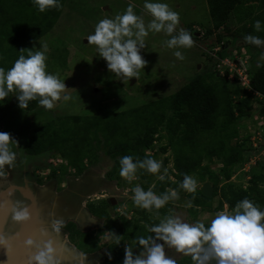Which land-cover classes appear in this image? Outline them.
Listing matches in <instances>:
<instances>
[{
  "label": "trees",
  "instance_id": "16d2710c",
  "mask_svg": "<svg viewBox=\"0 0 264 264\" xmlns=\"http://www.w3.org/2000/svg\"><path fill=\"white\" fill-rule=\"evenodd\" d=\"M252 2L253 0H208L212 30L207 32V36L219 33L213 48V50L222 48L219 56L232 57L230 53L226 54L229 45L224 43L223 33L229 29L232 14L239 12L241 8L252 9L253 6H248ZM246 17L250 22L243 29L248 34L264 39V0L259 13H254L253 8L244 18ZM57 18L53 8L40 12L33 0H0V67L7 71L21 54L27 55V52L21 53V49L33 48L32 50L36 51L35 43L55 27ZM257 20L261 21V31L254 28ZM207 60L210 63L214 62L212 57H208ZM250 77L252 89L264 97V64L251 72ZM232 84L234 83L231 80L219 78L213 71L209 74H199L169 97L118 114L92 117L59 116L35 129L29 141V153L34 156L58 153L69 162L71 168L75 169L76 175H81L86 170V162L92 163L94 159L96 160L99 146L103 145L108 156L118 158L110 176L122 179L119 163L121 157L131 155L140 160L145 158L157 160L156 154L149 156L146 151H154V145L166 139L167 145L161 149V153L165 154L169 149L173 151V169L168 171L164 181L159 180L158 175L150 174L144 169L138 170L135 182L141 184L145 191L152 188L159 195L167 190L176 189L179 195H188L187 203L196 211V207H204L207 205L206 201L212 202L219 194L218 176L211 175L209 178L210 182L214 181L213 198H206L201 191L189 194L179 188V184L185 174L198 175L206 182L209 166H205L204 161L211 163L216 158L223 163L222 175L226 180V186H223L220 192L223 199L220 207L223 208L224 204H227L232 210L239 201L248 198L264 211L262 188L264 168L263 173L251 178L246 189L236 187L232 182L233 170L240 163L248 161V158L245 160L244 154L251 147L243 144L229 145L228 142L237 137V125L241 121L255 116L253 95L241 86L230 87ZM6 101V99L0 101V123L6 116V111L4 112L2 108ZM256 103L261 105L258 113L264 116L263 102L257 98ZM37 104V100L29 101L26 111L34 110ZM162 130L166 134H163ZM162 163L163 168H167L169 159H164ZM163 168L160 174H163ZM171 208L170 202L158 211L153 209L149 212L136 207L135 213L139 218L134 222H128L126 219L115 221L109 219L105 228L109 233L114 232L121 236V242L116 245L115 239L111 236L113 242L106 247V255L100 264H122L125 246L130 241L136 247L133 250L134 254L135 250L142 251L135 241L136 236L153 235L147 231L146 225L152 226L160 222L151 219L149 213L158 212L159 215L166 216L169 215ZM95 210V214L108 219L104 210L97 211V208ZM209 225L205 224L206 227ZM76 232L81 233L78 230L73 231ZM85 249V252L97 253L101 247L96 240ZM177 264H194V261L192 257H187ZM212 264H215V261H212Z\"/></svg>",
  "mask_w": 264,
  "mask_h": 264
},
{
  "label": "rangeland",
  "instance_id": "374dc122",
  "mask_svg": "<svg viewBox=\"0 0 264 264\" xmlns=\"http://www.w3.org/2000/svg\"><path fill=\"white\" fill-rule=\"evenodd\" d=\"M262 1L253 0L248 6H253L254 13H259ZM148 2L166 3L173 11L178 12L180 24L177 27V33L180 28L189 31L195 43L191 48H168L166 41L171 37L163 31L159 33L150 31L145 38L146 47L141 50V55L148 61V64L141 70L138 80L132 78L129 81L110 72L106 61L99 57L96 47L88 44L86 38L94 33L95 26L101 19L114 18L117 14H123L129 4L135 6V13L141 16L147 25L152 17L143 7L145 0H59L61 7L53 8L54 14L58 16L55 27L34 46L35 50H39L41 45H47V71L53 74L58 73L60 79L65 80L66 86L69 88L66 94L71 99L57 102L52 110L43 108L37 100V107L32 111H26L19 107L16 94H9L6 98L7 101L2 105L6 116L0 123V132H8L18 141L19 146H13V151L17 154L16 159L26 162L29 158L35 161V164L41 165L38 168V178H41L43 184L54 180L61 183L68 177L80 176L76 175L75 169L71 168L69 162L58 153H45L39 156L29 153V141L35 129L42 127L49 120L57 119L59 116L114 115L169 97L199 74H209L214 71L219 78L222 77L215 70V60L211 63L207 60L208 57H212L211 52L219 36V33L207 36V32L212 30L208 0H148ZM253 8H241L239 12H234L229 21V29L223 33L224 43L229 45V51L226 54L230 53V56L232 55L230 58H242V60L248 61L250 72L256 71L264 64V59H261V56L264 55V45L258 47L247 43L244 39L249 34L243 28L247 27L250 22L248 17H244ZM176 51L182 53L183 60L174 55ZM231 82L234 83L230 85L232 88L240 86L236 81L231 80ZM252 100L255 103H253L255 116L241 121L237 125V137L232 142H228L229 145L243 144L251 147L244 154L245 160L248 158V161L240 163L233 170L232 182L236 187L242 188H247L251 178L263 173L264 168V116L258 113L259 104L256 103V97L253 96ZM162 132L166 134L164 130ZM207 140L208 138L205 139L206 142ZM101 144H103V140ZM166 145L167 140L164 139L154 145V151L147 150L146 154L149 156L156 154L158 161L168 158L167 169L170 171L174 166V153L171 149L165 154L161 153V149ZM255 145L260 149L254 148ZM258 152L261 155H258ZM117 161L118 158L113 159L108 156L106 149L101 145L98 149L97 159H94L92 163L86 162L87 167L83 173L87 174V171H90V174L95 173L100 177L106 174L105 178L116 184L120 190V192L119 190L111 192V194L118 195L120 201L118 207L120 213L115 214H121L119 215L120 220L126 219L128 222H134L139 217L135 213L137 206L132 199V190L138 182H135L136 179L128 182L124 178L111 177L110 173ZM204 165L209 166V173L205 179L207 183L213 186L214 181L210 182L209 179L212 175L218 176L219 190L226 186V180L222 175L223 163L221 161L215 158L211 163L204 161ZM193 177L197 180L195 191L197 192L199 188H202L204 181L198 175ZM3 180L7 179L3 177ZM63 183L65 185V182ZM138 185L141 186V184ZM219 201V196L212 202L206 201L205 203H210L209 209L211 210L207 209L197 218V221L210 224L217 214L216 207L219 206ZM187 202L188 195H179L178 200L170 201L172 208L169 214L180 216L187 223H195L192 220L195 218L193 216L195 212L190 213L191 209L187 206ZM149 216L153 220H161L164 217L158 212L149 213ZM91 233L94 234L92 238L97 240L101 247V250L94 255L100 264L106 255V247L111 244V240L113 242V239L111 234L103 228L100 231H91ZM70 241L68 240L72 245ZM73 241L78 250L82 249L85 252V248L88 246L86 237H79ZM129 246L133 249L136 248L132 242L129 243ZM165 251L177 262L184 256L167 246H165Z\"/></svg>",
  "mask_w": 264,
  "mask_h": 264
},
{
  "label": "clouds",
  "instance_id": "9594fccd",
  "mask_svg": "<svg viewBox=\"0 0 264 264\" xmlns=\"http://www.w3.org/2000/svg\"><path fill=\"white\" fill-rule=\"evenodd\" d=\"M33 2L40 12L61 7L59 0ZM134 7L129 4L123 14L101 19L96 24L94 33L86 38L88 44L96 47L99 57L106 61L108 70L128 81L132 78L138 80L141 70L148 64L141 55V50L146 47L145 38L150 31H163L171 37L166 41L168 48H191L195 43L189 31L180 28L177 33L180 15L168 4L145 0L143 7L152 17L147 25L144 19L135 13ZM254 28L261 31V21L257 20ZM174 33L176 34L173 35ZM244 39L258 47L264 45V39L257 36L249 34ZM32 49H21L20 52H27V55L21 54L7 71L0 67V101L8 98L10 93H16L21 109L27 108L29 101L38 100L40 106L52 110L57 102L71 99L66 94L69 88L58 73L47 71V45H41L36 51ZM174 55L178 59H184L179 51ZM261 59H264V55ZM13 146L18 147V141L8 132H0V176L5 174V166L14 165L17 154L13 151ZM119 163L120 176L128 182L137 178L136 173L140 169L158 175L161 181L168 175V169L163 168L162 161L152 158L140 160L138 157L127 155L121 157ZM162 168L163 174H160ZM179 188L194 193L197 180L185 174ZM132 191L134 204L149 212L153 209L158 211L170 201L179 199L176 189L158 195L152 188L145 191L137 184ZM12 213V219L17 222L24 223L31 219L27 207H13ZM63 223L62 219L53 220L52 232L59 234ZM146 228L153 235L136 236V243L143 249L138 254H134L133 248L126 244L122 264H177L176 259L166 254L165 246L175 249L178 253L191 255L194 264H212V261H215V264H264V211L248 198L239 201L231 211H219L208 227L203 222L187 223L180 216L169 214L158 224L146 225ZM110 233L116 245H119L121 236ZM42 234L47 235V232L42 230ZM0 244H4L3 237H0ZM25 244L33 245L34 241L28 239ZM53 245V240H47L42 246L35 245L37 252L31 258L35 264H58L53 255ZM108 255L111 259V254Z\"/></svg>",
  "mask_w": 264,
  "mask_h": 264
},
{
  "label": "flooded vegetation",
  "instance_id": "af4514ba",
  "mask_svg": "<svg viewBox=\"0 0 264 264\" xmlns=\"http://www.w3.org/2000/svg\"><path fill=\"white\" fill-rule=\"evenodd\" d=\"M15 163L18 164L16 165ZM40 167L41 165L35 164V161L29 158L26 162L16 159L12 167L5 166V174L0 176V192L6 191L11 186L29 187L35 195L38 192H42L44 194L42 197L44 202L50 201L52 206L57 203L58 210L55 219L63 220L64 223L60 231L66 235L67 241L71 240L72 245L74 243L73 239H79V237H86L88 244L93 243L96 240L92 238L94 234L91 231H100L103 228L109 232L105 228L108 220L115 221L120 219L119 215L121 214H115L117 212L120 213V210H118L120 205L118 195L111 194V192L119 190V188L105 178L107 177L106 174L100 177L87 171V174L85 172L79 177L71 176L66 181L62 180L65 185H63V182L58 183L56 180L43 184L41 178H38V168ZM3 177L7 180L4 181ZM2 184L5 185L1 186ZM15 193L19 203L18 206L22 207L30 202L19 191ZM105 193L107 194L104 196L103 194ZM96 208L97 211L104 210L108 215V219L101 218L98 214H95ZM91 218L97 221L93 222ZM76 230L81 231V233H73ZM79 250L87 256V264H99L98 258L94 256L96 255L95 253Z\"/></svg>",
  "mask_w": 264,
  "mask_h": 264
},
{
  "label": "water",
  "instance_id": "95a60500",
  "mask_svg": "<svg viewBox=\"0 0 264 264\" xmlns=\"http://www.w3.org/2000/svg\"><path fill=\"white\" fill-rule=\"evenodd\" d=\"M3 185L5 184L1 186ZM16 191H19L30 201L22 206L27 207L31 213V219L28 222L22 223L12 219V209L19 204ZM201 193L206 198H212L214 188L210 183H205ZM43 196L42 192H38L35 195L29 187L11 186L6 191L0 192V237L4 238V244H0V264H35V261L31 259L35 255L34 244L27 245L28 247H16L14 244L17 239L11 238L15 230L21 229V225L26 233V241L28 239L33 240L34 237H41L42 230L47 232L45 241H54L53 255L56 257L58 264H87V256L71 245L63 232L55 233L53 238L49 235V233H52L51 225L53 220H55L58 204L55 203L52 206L50 201L44 202ZM91 221L97 220L91 218Z\"/></svg>",
  "mask_w": 264,
  "mask_h": 264
},
{
  "label": "built area",
  "instance_id": "2783aa9c",
  "mask_svg": "<svg viewBox=\"0 0 264 264\" xmlns=\"http://www.w3.org/2000/svg\"><path fill=\"white\" fill-rule=\"evenodd\" d=\"M220 48L211 52V56L215 60V70L217 73L229 80L236 81L245 91L252 94L256 98H260L264 102V97L259 95L252 89L251 86V72L249 71V62L242 60V58H230L219 56ZM258 148V146H254Z\"/></svg>",
  "mask_w": 264,
  "mask_h": 264
},
{
  "label": "crops",
  "instance_id": "0c3cea01",
  "mask_svg": "<svg viewBox=\"0 0 264 264\" xmlns=\"http://www.w3.org/2000/svg\"><path fill=\"white\" fill-rule=\"evenodd\" d=\"M258 155H261V153L259 152V154ZM207 183V182H206ZM205 183H203L202 184V187H203V185H204ZM214 188V187H213ZM262 188H264V185L262 186ZM202 189V188H201ZM201 189L199 188L198 189V191H201ZM246 189V188H245ZM220 192H221V189L219 190V194L216 196V197H220V203L222 202V196H221V194H220ZM189 194H192V193H190V192H188ZM215 197V198H216ZM220 203H219V206H217L216 207V213H218L219 211H223V210H228V211H231V209L229 208V206L227 205V204H224V207L223 208H221L220 207ZM210 205V203H208L207 205H204V207H202V206H199V207H196L197 208V210L195 211V210H193V208H191V206H189V203L187 204V206H189V209H191V211H190V213L192 214L193 212H195V214H193V216L195 217H193L194 219H192V220H194V222H197V218L202 214V213H204L205 211H207V209H209V206ZM209 210H211V209H209ZM208 210V212H210ZM200 211V212H199ZM170 212V211H169ZM199 212V213H198ZM152 219V218H151ZM199 221V220H198ZM204 224H207V223H204ZM44 231V230H43ZM49 235L53 238L54 236H55V233L54 232H52V233H49ZM46 235H44V234H42L41 235V237L43 238V240H42V238L40 237V236H38L37 238L36 237H34V239H33V241H34V250H35V254H36V252H37V249H36V246L35 245H43V243H45L46 241V237H45ZM11 238L12 239H17L16 240V243L14 244V246H23V247H26L27 245L25 244V242H26V233H25V231H24V227H22V225H21V229L19 230H15V232H13V234L11 235ZM113 239V238H112ZM17 241H18V243H17ZM111 243H112V240H111ZM129 243H131V241L129 242ZM129 243H128V245H129ZM74 244V243H73ZM110 245V244H109ZM76 249H78L75 245H73ZM28 247V246H27ZM134 250V249H133ZM31 251V250H30ZM140 252V251H139ZM138 251H136L135 250V253L136 254H138L139 253ZM96 254V253H95ZM187 257H192L191 255H184L181 259H179L178 261H182L183 259H185V258H187Z\"/></svg>",
  "mask_w": 264,
  "mask_h": 264
}]
</instances>
